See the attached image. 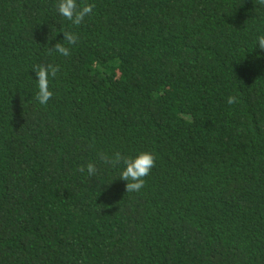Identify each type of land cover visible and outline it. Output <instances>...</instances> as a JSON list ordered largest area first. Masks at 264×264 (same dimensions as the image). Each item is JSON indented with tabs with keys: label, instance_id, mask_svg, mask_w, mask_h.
Segmentation results:
<instances>
[{
	"label": "trees",
	"instance_id": "16d2710c",
	"mask_svg": "<svg viewBox=\"0 0 264 264\" xmlns=\"http://www.w3.org/2000/svg\"><path fill=\"white\" fill-rule=\"evenodd\" d=\"M57 3L0 0V264H264V4ZM144 151L139 192L98 158Z\"/></svg>",
	"mask_w": 264,
	"mask_h": 264
},
{
	"label": "clouds",
	"instance_id": "9594fccd",
	"mask_svg": "<svg viewBox=\"0 0 264 264\" xmlns=\"http://www.w3.org/2000/svg\"><path fill=\"white\" fill-rule=\"evenodd\" d=\"M259 3L264 4V0H259ZM56 7L59 15L71 21L73 25L79 26L83 23L85 17L92 14L94 5H78L77 0H58ZM61 33L63 34L62 40L65 43L57 42L53 47L49 48V53L55 52L67 57L70 55V49L65 44L75 45L78 41V36L69 30H61ZM257 46L261 51H264V35L257 37ZM59 71V65L52 63L36 64L34 66L33 72L37 82L35 100L39 104L46 105L52 98L53 92L50 90L49 78H55ZM235 101V97L228 98L229 104H233ZM98 158L102 163L113 167L123 166L119 179L125 182V191L129 193L139 192L145 186V177L151 173L156 162V157L149 151L140 152L135 156H124L120 152H116L112 156L99 153ZM86 169L89 177H94L98 171L96 164L93 162H89L86 165ZM79 171L84 172L85 166H81Z\"/></svg>",
	"mask_w": 264,
	"mask_h": 264
}]
</instances>
